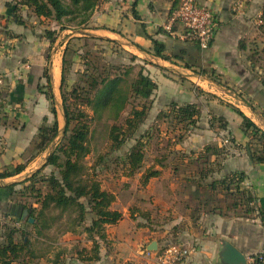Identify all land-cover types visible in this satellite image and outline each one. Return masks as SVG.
<instances>
[{"label": "crops", "instance_id": "obj_1", "mask_svg": "<svg viewBox=\"0 0 264 264\" xmlns=\"http://www.w3.org/2000/svg\"><path fill=\"white\" fill-rule=\"evenodd\" d=\"M8 1H0V172L18 165H24V170L0 179V226L11 225V221V226L14 222L21 225L24 211L8 187L25 181L44 167L50 154L49 147L36 152L34 140L41 126L55 119L46 93L50 83L54 100L60 97L67 44V41L49 42L44 35L35 33L32 26L23 22L24 18L16 15L15 5ZM238 1L243 7L234 11L233 5ZM134 2H101L89 22L92 36L118 42L125 54L136 58L141 65L139 71L149 75L157 85L152 105L166 109L173 103L196 104L202 112L206 109L208 117L216 116V130L208 125L190 128L194 145L183 152L191 157L205 154L206 162L216 168L213 178L216 181L232 172H244L246 178L240 185L241 190L252 191L258 204L264 207V164L253 162L249 138L241 128L242 118L236 112L241 111L264 131V22H261L264 0H199L214 12L218 22L207 49L184 39L181 24L171 22L175 13L172 1L137 0L138 17L133 12ZM153 39L165 45L169 59L154 55ZM220 117L224 119L223 126L218 120ZM200 120L207 118L202 116ZM57 121L60 122L59 115ZM215 148L218 154L214 153ZM201 166L196 167L194 170L197 171L192 175L182 177L185 187L181 194L186 203L194 200L197 204L203 195L200 191L203 188L209 190L206 187L209 178L203 180L200 176ZM160 167L154 168L160 171L158 177L149 179L145 185L138 182L140 186L136 191L122 196L139 194V200H142L146 193L155 197L167 194L168 200H172L174 189L166 187L160 179L163 166ZM141 180L143 183V178ZM152 185L159 187L152 188ZM123 186L129 187L128 184ZM122 191L115 193L117 200L112 208L122 212L123 219L106 227L107 239L101 241L99 261L83 262L75 254L70 260L40 257L35 260L36 264H54L55 261L58 264H126L129 260L131 264H137L144 254L154 253L148 250L152 241L145 243V239L138 236L153 233L156 225L151 211L136 209L137 213L132 214L129 206L119 205L121 194H128L127 190ZM209 191L229 197L234 190ZM186 206L185 211L189 213L184 216L185 223L174 240L191 252L177 264H221L222 239L230 241L247 257L261 256L264 264V223L257 212L238 216L228 205L193 220L190 212L195 210L196 214V208L200 206L195 205L194 209L192 205ZM169 220L172 227L179 223L176 218ZM124 239L131 242L127 257L121 247ZM153 258L154 261L148 259L142 264H158Z\"/></svg>", "mask_w": 264, "mask_h": 264}, {"label": "trees", "instance_id": "obj_2", "mask_svg": "<svg viewBox=\"0 0 264 264\" xmlns=\"http://www.w3.org/2000/svg\"><path fill=\"white\" fill-rule=\"evenodd\" d=\"M101 0H19L18 5L27 6L34 12L37 17L51 18L61 26L62 30L67 28H85L92 18L96 7ZM173 3V12L177 11L182 0H170ZM137 0L133 4V12L136 17L138 14L135 10ZM9 5V4H8ZM261 22H264V9L261 16ZM154 55L164 59H169L165 54V45L153 39ZM70 41L68 42L69 49ZM66 49V50H67ZM63 77L62 90L65 81V63L63 60ZM86 79L87 86L94 92V97L86 94L87 104L92 108L96 116L104 113H120L129 104L132 96L140 97L147 103H143L139 107L133 108L130 116L125 119L121 125H114L109 131V141L113 150L121 149L129 140L135 143L122 156L121 161L125 168V175L133 177L139 173L144 164L145 159V139L148 133L136 136L141 125L146 121L149 110L152 107L150 100L154 90L157 88L156 83L139 71L137 77L128 86L124 77H110L109 73L98 76L97 73L88 74ZM126 75H129L127 71ZM85 90V87L80 88ZM73 93L78 94V89H74ZM47 97L52 103V113L54 114L53 125L44 124L41 126L36 139L34 140V149L36 152L46 150L59 134V124L57 121V111L54 102V96L51 91V84L48 85ZM69 98L63 95L64 113L66 116V127L64 135L71 131L67 141L56 147L49 154L44 167L31 175L28 179L20 183H14L8 187V190L17 197L18 204L23 211L27 210L30 218L34 219L33 223L29 219L25 222L28 227L34 228L37 236H43L50 231L54 225H59L63 218H70V230L68 232L75 233L76 227H81L85 223L84 232L87 233L91 247H83L77 251V258L83 262L99 261L101 241H106L108 225H115L123 219V214L112 209L113 203L116 201V195L104 189L101 182L97 180L93 172L88 173L85 164V158L90 153L88 146L89 134L91 131L90 124L87 120L85 112H80L77 116L72 111L71 105L68 103ZM168 111L162 113L160 118L169 119L172 122L190 129L200 118V108L196 104H170ZM236 112L242 118L241 128L248 136V148L251 152V158L256 164H264V131L259 128L252 120L245 116L241 111ZM221 126L224 119L218 118ZM77 122L72 129L70 125ZM211 124L213 120L211 119ZM232 140V139H230ZM216 152V148L213 150ZM102 160V158L100 159ZM54 166L58 169L59 175L53 173L50 176L41 175L42 170L47 166ZM24 170V165H18L13 168H7L0 172V179L20 174ZM211 169H202L201 178L204 180ZM160 171L149 168L142 175L143 184L145 185L149 179L158 177ZM244 172H232L224 178L213 179L206 183V187L211 191L222 189L226 191L234 190L232 193H238L245 197L247 204L246 212L252 214L257 212L258 217L264 223V207L257 202L256 196L250 190H241V183L245 180ZM27 183L22 190L17 191L15 187L19 184ZM41 183L45 186V190L39 187ZM34 194L35 201L28 203L25 196ZM19 220V219H18ZM17 234L21 235V239H17ZM27 229H17L11 225L0 226V264H34L38 256L32 243L26 238L29 236ZM61 255L57 254L56 260H60ZM256 257V263L262 264V260ZM54 264H58L55 261Z\"/></svg>", "mask_w": 264, "mask_h": 264}, {"label": "rangeland", "instance_id": "obj_3", "mask_svg": "<svg viewBox=\"0 0 264 264\" xmlns=\"http://www.w3.org/2000/svg\"><path fill=\"white\" fill-rule=\"evenodd\" d=\"M0 1L4 3L5 0ZM18 1L19 0H9L8 3L15 5L16 15L20 18H24L23 22L25 23L26 21L30 26H32L35 33L40 36L44 35L46 39L52 43H55L56 41H59V43H61V41H67L64 53V59L66 60L65 81L63 84V90L61 88L60 97H58L57 101L54 100L57 115H59L60 122H58V124L60 126V130L57 137L49 146V153L51 154L56 147L64 144L67 141L68 136L71 134V131H68V133L64 135L66 127V116L63 105L64 95L66 98H69L68 103L71 105L70 108H72V111H74L76 116L80 112H85L87 114L85 118L82 117V120H87L91 127L88 140L90 153L85 158V164L88 168H90V171L88 169V173L93 172L97 180L101 182L102 187L114 194L117 192H123L122 190H127L128 194H121L119 205L124 204L129 206V210L132 214L137 213L136 209H139L140 211L148 209V211H151L152 220L155 222L153 224H155L156 227L150 228H154L155 231L153 230V233L149 232V234L142 233L143 235L140 233L138 236H142V238L146 241L145 243L158 241L159 247L156 251H151L154 253H150L149 255L147 254L148 256L144 254L142 261L136 262L137 264L147 262L148 259L150 261H154L153 257H155L156 260L157 255L169 246L175 245L180 247V243L174 240V238L177 237L179 230L185 223L184 216L189 213L188 211H185V207H187L186 205H192L193 209L195 205L200 206L199 208H196V214L194 213L195 210L190 212L193 220H196V217L202 216L203 213L208 215L216 213V209H221L222 207L225 208L228 205H230V210L233 211V214L235 213L238 216H243V214L248 215L246 212L247 204L245 202V197H243V195L240 196L238 193H231V195L227 197L224 193L216 194V192H210L206 188H203L202 191H200L203 194L202 198L197 204L194 200L189 203L184 201V196L181 194L182 188L185 187V178H182L183 175H192L193 171H197L194 169L202 165L200 168L203 167L207 170H215V172L209 173L207 176L209 178L208 181L210 182L214 177H216V175H214L216 174V168L210 166L209 163L206 162L205 156H203L205 154H202V156L199 154V157L198 155L191 157L187 153L183 152V149L186 147L194 145V142H192L190 138L191 131L190 129H187V126V128L184 126L182 127V125L177 124L176 121L172 122L169 119L164 120L159 117L163 112L168 111L169 107L166 109H160L157 106L152 105L146 121L141 125L140 129L136 133V136L148 133V137L145 139L146 145L144 148L145 159L143 168L133 177L126 176L121 158L129 150V148L134 145L135 141L129 140L121 149L113 150L111 148V142L109 141V131L112 126L123 124L125 119L130 116L133 108L139 107L143 103L147 102L140 97L132 96L129 100V104L123 112L119 114V116H117L116 113L114 115V113L108 112L103 115L96 116L86 101V94L91 95V97H94L93 95L95 94L94 92L91 93V89L87 86L86 79H88L87 73H97L98 76L109 73L110 77H124L129 86L137 77L138 71L141 67L140 63L136 61L134 56L125 54L120 43L92 36L94 33L90 30L92 28L89 26L90 23H88L85 28H67L62 30L56 20L37 17L27 6L18 5ZM104 1L106 0H101L100 3ZM39 31H41V33ZM119 39L122 40L121 38ZM69 41L70 45L69 49H67ZM127 71L129 72V75H126ZM83 87H85V90L80 89ZM74 89H78V94L75 95L73 93ZM152 95H154V93ZM205 97L207 98V96ZM155 98H157L156 95ZM151 100L152 96L149 101ZM200 114V118L203 116L207 118V120L201 121L199 118L195 124V128H198L201 125H208L214 126V130H216V116L211 114V116L208 117L206 115V109L204 112L200 110ZM211 119L214 121L213 124L209 122ZM53 122L48 125H53ZM76 123L77 122L74 121L70 125V129H72ZM101 158L102 160H100ZM195 162L196 166L193 168ZM160 166H163V169H161L162 174L160 179H163L164 183H166V187H172L170 189H174V191L172 190L174 192L172 200H168L167 194L166 196L165 194H161L160 196L155 197L148 196L146 193V198L142 200H139V194L136 196L131 194L128 197L122 196H127L132 191H136L137 187L143 184L141 176L145 169L148 167L154 169L155 167ZM53 173L59 175L58 169L50 165L42 170L41 175L50 176ZM138 182H140V185ZM124 184H128V189L124 188ZM25 185L26 184L21 183L17 185L15 189L17 191L22 190ZM38 186L45 190V186L43 184L39 183ZM153 187L157 188L159 186L152 185V188ZM193 188H195L194 185ZM14 197L16 196L14 195ZM15 201H17V197L15 198ZM23 201H27L28 203L34 202V194H30L29 197L25 196V200ZM29 218L30 217L28 215L22 219L20 222L21 225L15 224L14 222L13 226L17 229H27V231H29L30 234L26 240H29L32 243V249L35 250L38 256L47 258L50 256L56 257L57 254H60L64 259L70 260L74 257L76 252L81 250L83 247H91L88 235L84 232V227L87 225L86 223L81 227H76L77 231L72 233L66 231L70 230V218L68 220L63 218L59 225H54L53 228L46 234H43V236H37L34 228L25 225V222ZM168 218L173 220L176 218L177 223H179L177 226L172 227ZM9 223L12 225L13 221ZM137 224L138 223H136V225ZM124 225L126 226V224ZM17 239H21L20 234H17ZM130 244V241H125L124 239L123 245H121L124 249L123 253L126 251L124 257H127L131 252ZM144 245L145 244H143V248ZM131 263L132 262L129 260L126 264ZM34 264H36V261Z\"/></svg>", "mask_w": 264, "mask_h": 264}, {"label": "built area", "instance_id": "obj_4", "mask_svg": "<svg viewBox=\"0 0 264 264\" xmlns=\"http://www.w3.org/2000/svg\"><path fill=\"white\" fill-rule=\"evenodd\" d=\"M242 2L233 5L234 11H240ZM178 21L183 29V38L193 41L202 49H207L218 28L214 12L199 0H182L180 8L174 13L171 22ZM227 143V141H225ZM191 250L178 246H169L157 255L158 264H177L188 257ZM262 260V257L259 256ZM246 264H257L256 257H247Z\"/></svg>", "mask_w": 264, "mask_h": 264}, {"label": "water", "instance_id": "obj_5", "mask_svg": "<svg viewBox=\"0 0 264 264\" xmlns=\"http://www.w3.org/2000/svg\"><path fill=\"white\" fill-rule=\"evenodd\" d=\"M28 216V211L24 210L23 218ZM29 222L33 223L34 219L29 218ZM222 246L219 252V260L221 264H246L247 256L226 239L221 240ZM158 249L157 241H152L149 246V251H156Z\"/></svg>", "mask_w": 264, "mask_h": 264}]
</instances>
